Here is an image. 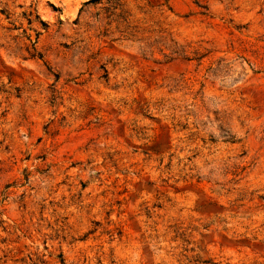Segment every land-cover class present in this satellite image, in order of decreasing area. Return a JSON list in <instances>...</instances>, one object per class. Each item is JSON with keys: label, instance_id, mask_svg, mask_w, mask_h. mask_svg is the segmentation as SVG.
I'll return each instance as SVG.
<instances>
[{"label": "rangeland", "instance_id": "374dc122", "mask_svg": "<svg viewBox=\"0 0 264 264\" xmlns=\"http://www.w3.org/2000/svg\"><path fill=\"white\" fill-rule=\"evenodd\" d=\"M0 264H264V0H0Z\"/></svg>", "mask_w": 264, "mask_h": 264}]
</instances>
